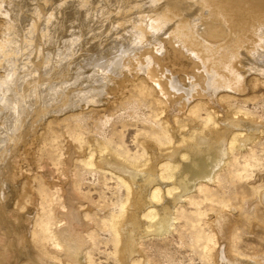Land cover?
Segmentation results:
<instances>
[{
  "label": "bare ground",
  "instance_id": "6f19581e",
  "mask_svg": "<svg viewBox=\"0 0 264 264\" xmlns=\"http://www.w3.org/2000/svg\"><path fill=\"white\" fill-rule=\"evenodd\" d=\"M262 84L263 0H0V264H92L94 205L76 187V163L123 183L115 253L148 264L142 239L171 232L236 153L256 166L247 149L262 126L230 100ZM135 90L172 138L145 142V163L62 126ZM200 106L212 125L199 127ZM206 217L208 264L261 263L232 249L238 215L222 206Z\"/></svg>",
  "mask_w": 264,
  "mask_h": 264
},
{
  "label": "rangeland",
  "instance_id": "374dc122",
  "mask_svg": "<svg viewBox=\"0 0 264 264\" xmlns=\"http://www.w3.org/2000/svg\"><path fill=\"white\" fill-rule=\"evenodd\" d=\"M252 93L254 97L248 100L232 98L230 108L252 117L262 126L260 135L247 149L251 157L259 160L256 166H245L244 157L236 153L217 172L214 183L192 193V202L184 203L181 217L171 232L160 238L153 235L142 239L140 248L148 264H208L206 215H215L222 206L240 218V224L232 230L235 240L231 246L235 254L240 259H259L264 264V204L260 200V191L264 189V84L257 85ZM219 112L220 118L228 116L225 107L219 108ZM195 118L199 127L213 124L205 106L195 111ZM168 122L176 125L173 117ZM177 122L181 125V119ZM62 126H70L85 138L102 141L122 156L140 163L149 158L145 142L168 145L172 140L168 123L156 104L137 90L113 107L84 115L77 121H67ZM162 168L165 169L163 165ZM75 173L78 191L94 205L91 214L94 213L96 226L92 233L94 243L89 248L92 264H120L112 224L123 213L125 187L115 176L81 163H76Z\"/></svg>",
  "mask_w": 264,
  "mask_h": 264
}]
</instances>
